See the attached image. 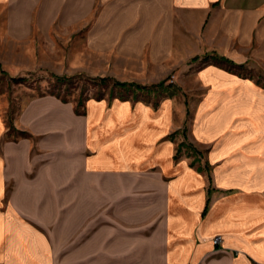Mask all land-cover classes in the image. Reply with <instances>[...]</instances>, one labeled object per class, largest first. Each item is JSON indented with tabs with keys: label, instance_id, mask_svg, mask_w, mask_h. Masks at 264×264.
I'll list each match as a JSON object with an SVG mask.
<instances>
[{
	"label": "crops",
	"instance_id": "1",
	"mask_svg": "<svg viewBox=\"0 0 264 264\" xmlns=\"http://www.w3.org/2000/svg\"><path fill=\"white\" fill-rule=\"evenodd\" d=\"M98 1L97 35L143 88L78 113L32 98L14 119L31 138L5 139L0 114V264H264V89L213 58L195 100L164 79L205 53L264 64V0ZM0 2L25 40L97 0Z\"/></svg>",
	"mask_w": 264,
	"mask_h": 264
},
{
	"label": "rangeland",
	"instance_id": "2",
	"mask_svg": "<svg viewBox=\"0 0 264 264\" xmlns=\"http://www.w3.org/2000/svg\"><path fill=\"white\" fill-rule=\"evenodd\" d=\"M7 5V2H0V114L7 130L5 139L17 140L21 137L16 132L14 119L22 106L32 98L58 94L76 108L78 103L82 104L87 99L133 96L112 81L126 83L131 80L124 74L126 70L121 60L115 62L109 58L113 52L110 46L104 44L108 42V37L103 33L98 36L94 29L98 0L83 25L69 30L60 29L59 16L47 36H40L33 28L31 38L25 40L14 39L7 34ZM97 40L101 41L100 45H95ZM208 54L212 53H205V56ZM205 56H198L197 61L191 58L165 73L164 79L167 84L173 85L172 90H177L176 95H181V100L183 97L187 101L195 100L199 96L193 72L206 65L210 58L264 89V64L250 63L241 68L221 62L218 57ZM101 78L109 81L101 83ZM137 95L141 96L140 93ZM141 98L144 99L143 96ZM82 107L77 108L80 111Z\"/></svg>",
	"mask_w": 264,
	"mask_h": 264
},
{
	"label": "trees",
	"instance_id": "3",
	"mask_svg": "<svg viewBox=\"0 0 264 264\" xmlns=\"http://www.w3.org/2000/svg\"><path fill=\"white\" fill-rule=\"evenodd\" d=\"M100 81H101V83H104V82H106V81H109V79H106V78H101L100 79ZM112 81L114 82V84L116 85V86H119L120 88H122L124 91L125 90H127L129 87H132V86H135L136 88H143L142 86H140V85H136V84H128V83H119V82H117V81H115V80H113L112 79ZM59 82H61V83H63L64 81H59ZM52 95H54V96H56L57 98H59L61 101H63V102H67V99L65 98V97H60L58 94H52ZM100 98V97H99ZM83 104H84V102L82 103V104H80V103H78L76 106L77 107H79V106H83ZM75 108V112H79V110H78V108ZM17 133H18V135H20L21 137H23V138H31V135L30 134H28V133H26V132H22V131H16Z\"/></svg>",
	"mask_w": 264,
	"mask_h": 264
},
{
	"label": "built area",
	"instance_id": "4",
	"mask_svg": "<svg viewBox=\"0 0 264 264\" xmlns=\"http://www.w3.org/2000/svg\"><path fill=\"white\" fill-rule=\"evenodd\" d=\"M220 242H221V238L220 237H215L214 240H213V243L215 245H218Z\"/></svg>",
	"mask_w": 264,
	"mask_h": 264
}]
</instances>
